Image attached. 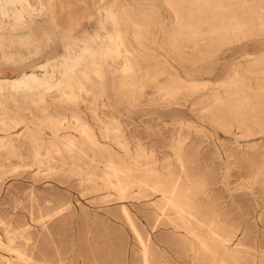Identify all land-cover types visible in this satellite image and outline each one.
Instances as JSON below:
<instances>
[{
    "label": "rangeland",
    "instance_id": "1",
    "mask_svg": "<svg viewBox=\"0 0 264 264\" xmlns=\"http://www.w3.org/2000/svg\"><path fill=\"white\" fill-rule=\"evenodd\" d=\"M114 1L132 13L133 19L153 24L146 44L149 54L156 56L148 59L150 76L169 67L182 76L188 73L196 80H222L235 65L243 72L251 68L248 61L264 53V37H254L230 44L212 58L204 53L205 42L199 43L203 51L183 48L179 55L173 52L167 39L176 20L162 0ZM40 2L46 12L34 17L24 13L25 23L20 25V33H26L24 28L33 22V44L38 47L40 56L34 57L29 65L44 63L45 69L55 72L63 69L58 60H51L62 51L60 47L55 49L57 37L66 43L73 35L83 40L94 36L98 10L113 4V0H31L30 4L34 10H39ZM8 6L12 9L11 5ZM18 6L26 7L24 3ZM139 12H143L141 17ZM8 20L12 23L11 18ZM49 21L56 22L57 31ZM105 24H110L107 27L113 33L112 24ZM126 47L117 46L110 58L96 55V65L88 69L84 82L89 90L87 94L64 96L52 90L45 99L51 110L77 109L89 123L96 124L98 122L92 118L91 112L94 108L100 119L119 121L127 146L131 148L132 144L140 143L153 150L160 161L157 162L159 169L165 165L166 159L174 164L170 146L178 134L186 136L183 154L188 172L196 179L192 180L194 184L204 185L206 189L205 193L195 196L201 214H211L214 218L217 211L222 221L240 230V237L242 233L246 235V245L264 251L263 101L255 100V110L243 116L245 127H251L256 135L241 137L235 143L233 136L222 128L199 118L194 108L199 105H194L197 102L194 98L186 100L179 96L175 102L158 101L160 98L154 94L144 64L137 67L139 72L130 69L136 68V60L143 62L147 56L133 47ZM35 50L34 47L10 49L9 44L4 53L12 52L19 57ZM7 67L0 60V72L5 73ZM124 68L127 70L122 71ZM166 80V76L161 77V83ZM231 114L227 112L225 120L234 123ZM97 125L96 132L99 133ZM10 133L13 145H0V238L3 242L7 243L6 231H9L16 237L13 246L25 249L34 260L33 264H57L62 260L83 264H142L140 247L113 192L95 191L93 188L102 187L100 179L93 181L71 174L69 165L84 166L87 161L61 159L56 153L51 155L58 159H47L45 150H42L47 148L45 146L40 151L42 161L36 162L23 137L16 136L22 134L23 129H14ZM43 133L47 135L50 131L44 129ZM232 133L238 134L241 130L234 126ZM100 141L110 143L115 151L119 149L110 141L101 138ZM62 155L65 157L67 153ZM78 155V152L73 153V156ZM156 201L157 198L152 196L127 203L129 215L142 234L157 218L158 211L151 205ZM170 226L163 219L159 229L168 231ZM21 235L25 239L20 238ZM170 241L173 243L168 246L171 257L164 264L204 263L201 256L196 257L195 251L181 240L172 238Z\"/></svg>",
    "mask_w": 264,
    "mask_h": 264
},
{
    "label": "bare ground",
    "instance_id": "2",
    "mask_svg": "<svg viewBox=\"0 0 264 264\" xmlns=\"http://www.w3.org/2000/svg\"><path fill=\"white\" fill-rule=\"evenodd\" d=\"M30 1L0 0V16H3L0 18V60L8 65L5 73L0 72V145H13L10 131L22 128L23 133H17L16 136L23 137L33 152L34 161H42L40 151L45 146L47 148L42 150H45L47 159L87 161L84 166L69 165L72 168L71 174L93 181L100 179L102 187L93 189L113 192L133 238L140 247L142 264H164L171 257L168 246L169 243L173 244L170 241L172 238L181 240L190 250L195 251L196 257L201 256L203 264H264V251L246 245V235L242 233L240 237V230L222 221L219 214H216L217 211L214 218L211 214H201L195 196L205 193L206 189L204 185L194 184L192 180L196 179L188 172L187 160L183 154L184 144L188 139L186 136L178 134L170 146L174 164L166 159L165 165L159 169L157 162L160 161L153 150L144 148L140 143L132 144L131 148L127 146L119 121L106 122L92 108V118L98 123L91 124L77 109L52 111L45 100L52 90L64 96L87 94L89 90L84 82L87 80L88 69L96 65V55L110 58L117 51V46H130L147 56L143 62L136 60V68L130 69L139 72L137 67L141 68L144 64L143 68L147 79L152 81L154 94L160 98L158 101L175 102L179 96L186 100L194 98L197 101L194 105H199L194 107L199 118L222 128L238 143L241 137L251 138L256 135L251 127H245L243 116L255 110L256 101H263L264 106V53L247 62L251 68L240 72L235 65L231 73L222 80H196L188 73L182 76L169 67L166 70L159 69L150 76L148 59L156 56L149 54L146 44L153 24L133 19L132 13L113 0L109 7L98 10L94 36L83 40L73 35L66 43H62L57 37L55 49L59 50L60 47L62 51L51 60H58L63 69L55 72L45 69L44 63L29 65L34 57L40 56V52L33 44V22L24 28L27 29L24 34L20 33V25L25 23L24 13L34 17L46 12L42 2L40 9L34 10ZM162 1L176 20L167 39L173 52L179 55L183 48L203 51L199 43L205 42L204 53L212 58L230 44L264 37V0ZM20 3H24L26 7L19 8ZM138 15L141 17L143 12ZM8 18L12 19V23ZM107 22L115 28L113 33L109 32L110 28L107 26L110 24L106 25ZM55 23L49 21L57 31ZM47 41L50 44L49 37ZM9 44L10 49L17 47L28 50L34 47L36 50L17 57L12 52L4 53ZM126 52L129 53L128 49ZM26 59L28 60L25 61ZM126 70L124 68L122 71ZM164 76L167 80L161 83V77ZM152 104L156 102L152 101ZM227 112L232 113L234 123L225 120ZM97 124L99 133L96 132ZM234 126L241 130L239 135L232 133ZM44 129H48L50 133L46 135L43 133ZM100 138L115 144L118 151L112 149L110 143L101 142ZM88 149L92 154L88 153ZM64 152L67 153L65 157L62 155ZM74 152L79 155L73 156ZM52 153L59 157L51 155ZM100 168L102 169L99 170ZM152 196L157 198L151 204L158 211L157 218L142 234L129 215L127 203L131 200H146ZM163 219L171 225L170 230L160 231ZM20 238L25 239L23 235ZM6 239L7 243L0 238V264H33L34 260L25 249L13 246L16 237L9 231H6ZM57 264L83 263L62 260Z\"/></svg>",
    "mask_w": 264,
    "mask_h": 264
}]
</instances>
